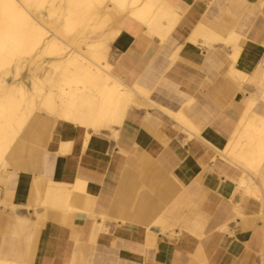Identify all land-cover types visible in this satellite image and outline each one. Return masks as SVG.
Wrapping results in <instances>:
<instances>
[{
    "label": "crops",
    "instance_id": "1",
    "mask_svg": "<svg viewBox=\"0 0 264 264\" xmlns=\"http://www.w3.org/2000/svg\"><path fill=\"white\" fill-rule=\"evenodd\" d=\"M170 3L173 20H163L170 28L163 44L145 37L141 25L122 22L113 41L120 52L114 73L189 126L156 108L146 115L128 110L109 149L90 130L45 117L28 141L38 168L0 171V260L260 264L262 203L236 202L239 173L220 154L264 146L258 119H264V0ZM255 152L249 156L263 161ZM261 173L264 185V164ZM183 193L192 200L176 217ZM103 217L109 228L98 230Z\"/></svg>",
    "mask_w": 264,
    "mask_h": 264
},
{
    "label": "bare ground",
    "instance_id": "2",
    "mask_svg": "<svg viewBox=\"0 0 264 264\" xmlns=\"http://www.w3.org/2000/svg\"><path fill=\"white\" fill-rule=\"evenodd\" d=\"M170 2L0 0V171L9 167L38 168L39 154L28 141L34 139L31 129L45 126L44 120H38L40 113L48 119L90 130L109 149L116 145L128 110L146 115L149 108H156L189 126L181 114L176 116L153 102L150 92L136 85L126 86L114 73L120 52L113 41L122 22L131 20L141 25L145 37L163 44L170 31L163 20L169 24L173 20ZM231 73L238 80L245 79V75L233 68ZM191 102L192 99H187V105ZM258 119L263 126L259 132L264 134V119ZM195 133L199 135L198 131ZM182 136L190 137L185 131ZM41 138L43 135L37 133L36 139ZM246 150L242 153L229 147L225 155L217 152L239 173L236 202L243 197L260 201L264 217V185L258 184L260 178L263 180L260 176L264 146L248 145ZM252 151L259 154V159L263 156V161L249 156ZM176 181L182 185L180 179ZM50 185L58 190L63 187ZM191 200L186 193L176 197V217L180 214L177 208ZM9 208L17 213L13 205ZM67 212L74 214L75 210L68 207ZM108 228L109 223L103 217L98 230ZM148 233L154 239L152 228ZM0 264L13 262L0 260ZM260 264H264L262 256Z\"/></svg>",
    "mask_w": 264,
    "mask_h": 264
},
{
    "label": "rangeland",
    "instance_id": "3",
    "mask_svg": "<svg viewBox=\"0 0 264 264\" xmlns=\"http://www.w3.org/2000/svg\"><path fill=\"white\" fill-rule=\"evenodd\" d=\"M23 79H25V77H23ZM24 82H25V80H24ZM25 83H26V82H25ZM45 117H46V115H44L43 113H40V114H39V117H38V120H40V121H41V120H42V121L44 120V121H45Z\"/></svg>",
    "mask_w": 264,
    "mask_h": 264
}]
</instances>
